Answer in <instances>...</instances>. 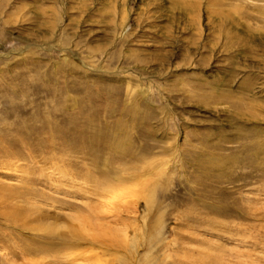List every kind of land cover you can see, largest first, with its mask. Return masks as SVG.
Segmentation results:
<instances>
[{
  "label": "rangeland",
  "instance_id": "374dc122",
  "mask_svg": "<svg viewBox=\"0 0 264 264\" xmlns=\"http://www.w3.org/2000/svg\"><path fill=\"white\" fill-rule=\"evenodd\" d=\"M235 254L264 264V0H0V264Z\"/></svg>",
  "mask_w": 264,
  "mask_h": 264
},
{
  "label": "bare ground",
  "instance_id": "6f19581e",
  "mask_svg": "<svg viewBox=\"0 0 264 264\" xmlns=\"http://www.w3.org/2000/svg\"><path fill=\"white\" fill-rule=\"evenodd\" d=\"M250 213H251V212H250ZM250 215H251V214H250ZM255 217H256V216H255ZM239 230H240V229H239ZM240 232H241V231H240ZM235 255H236V254H235ZM240 256H241V255H239V256L236 255L235 258L238 259V260L234 261L232 264H249V262H247V261H243V259H242L243 256H242V257H240ZM205 257H206V256H205ZM224 257H226V256H224ZM224 257H223V256H220V257H219V256H217V257H213V256H212V257H210V258H209V257H208V258L206 257V258L208 259V261H209L210 264H225V262H227V261H229V260H227V259L224 258ZM232 257H233V256H232ZM246 257H247V258H250L249 256H246ZM203 258H204V256H203ZM233 258H234V257H233ZM233 258H232V259H233ZM200 259H201V256H200ZM207 259H206V260H207ZM208 261H207V262H208ZM251 261H253V260L251 259ZM201 262H202V261H201ZM207 262H206V263H207ZM206 263H205V264H206ZM203 264H204V261H203ZM207 264H208V263H207ZM251 264H252V262H251Z\"/></svg>",
  "mask_w": 264,
  "mask_h": 264
}]
</instances>
